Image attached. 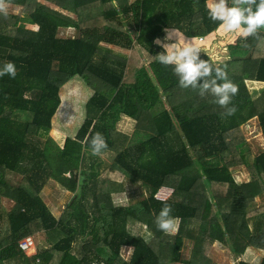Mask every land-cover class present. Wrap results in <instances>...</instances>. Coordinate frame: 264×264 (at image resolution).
Returning <instances> with one entry per match:
<instances>
[{
  "label": "trees",
  "instance_id": "obj_1",
  "mask_svg": "<svg viewBox=\"0 0 264 264\" xmlns=\"http://www.w3.org/2000/svg\"><path fill=\"white\" fill-rule=\"evenodd\" d=\"M49 2L60 10L38 0H5L23 8L35 29L20 25L14 15H0V69L8 62L16 68L15 78L0 77V264H209L208 242L219 243L234 256L248 248L264 252V207L249 211L255 198H264V149L251 164L260 183L237 182L232 171L243 164L236 151L243 143L229 139L252 119L264 136V89L252 100L244 84L264 85V39L239 36L226 48L228 59L218 64L238 84L228 106L236 112L226 116L215 97L181 89L172 66L154 59L160 54L155 41L166 29H178L187 40H204L219 28V21L208 18L206 0ZM99 18L105 23L101 28L95 21ZM66 30L73 34L59 36ZM258 31L264 37V29ZM108 45L126 50L139 46L152 60L135 70L133 82L125 83L126 61ZM199 58L217 66L207 54ZM52 76L57 81L77 77L86 85L96 81L101 88L86 102L74 137L60 138L59 145L49 137L61 103ZM146 111L154 131L135 130L131 145L119 151L112 135L116 123L123 116L136 121ZM17 116L26 117L22 121ZM96 133L107 143L103 154L117 151L110 167L91 154ZM102 166L120 181L139 186L141 199L129 206H111L109 198L98 202V195L114 192L110 177L100 175ZM76 170L78 194L63 213L52 210L44 199L51 197L44 191L52 175L72 171L69 187ZM7 174L21 176V181L10 185ZM162 187L171 189L165 200L156 198ZM4 202L11 206L4 207ZM165 205L179 218L172 235L155 223ZM100 217L110 218L111 231L99 241L88 240ZM135 224L145 227L148 237L131 233L129 226ZM102 227L96 228L95 237ZM27 236L35 244L32 256L18 248ZM36 236L44 241L40 249ZM187 240L193 242L192 256L180 260ZM123 247L131 249L128 260L121 257ZM259 264H264V255Z\"/></svg>",
  "mask_w": 264,
  "mask_h": 264
},
{
  "label": "rangeland",
  "instance_id": "obj_2",
  "mask_svg": "<svg viewBox=\"0 0 264 264\" xmlns=\"http://www.w3.org/2000/svg\"><path fill=\"white\" fill-rule=\"evenodd\" d=\"M129 2H132L134 0H128ZM39 3L45 5L46 7H49L50 9L59 11L60 9L56 6L55 3L49 2V0H38ZM6 5V11L7 15H14L18 19V23L26 28L29 29H35L34 26H31L28 22L26 13L23 8L18 6H12L9 4ZM229 6V5H228ZM66 15H70L67 12H64ZM4 14L0 12V15ZM95 20V19H94ZM96 21V25L101 28L105 23L99 18ZM72 30H66L61 31L59 33V36H69L72 35ZM166 35V32L164 31V36L159 39L161 41L164 40V37ZM241 36L239 33L234 34H226L222 29L218 28L214 33H212L210 36L205 38L204 40H192V42L196 45H198L201 49L200 53L207 54L211 57L213 62L218 66V64H221L225 62L228 59L227 54V46L230 44L235 43L236 39ZM186 42L190 41L185 38ZM157 41V40H156ZM157 50L159 53L163 51V49L156 43ZM170 42H176L175 38ZM108 49L112 51L114 55H116L118 58L125 59L126 61V71L123 78V81L125 83H131L134 80V72L135 70L147 66L148 63L152 60L150 56L142 48L139 46H134L132 49L126 50L121 49L115 46L108 45ZM57 78L55 76L50 77V80L58 85L59 87V96L61 103L56 110V113L52 119V129L49 134V137L51 140L54 141L55 145L60 144V138L62 137H70L73 138L76 134L77 130L79 129L80 125L82 124L84 117H85V106L86 102L89 100V98L93 95L94 92L99 91L100 83L96 81L90 82L91 84L86 85L82 80H80L77 77L74 78H63V81H57ZM240 84V82H239ZM245 86L249 90L252 100H257L262 95V90L264 89V85L257 83V82H250V81H244ZM238 85V84H237ZM158 110V109H157ZM151 112L146 111L142 112L138 119L136 121H132L130 119H127L126 117H122L117 123H116V129L112 133L115 141V145L118 148V150H124L129 145V139L131 142V137L135 130L142 131V132H151L154 131L153 127L148 124V122L151 120ZM24 117L26 116H17L18 120H25ZM235 142H241L242 145L236 148L238 157L242 159L243 164H241V167L238 169H233L232 175L234 179L237 182L246 183L251 180L259 181V177L257 176L254 168L251 166L252 160L255 155L258 154V150L264 149V136L262 135L261 131L258 128V124L255 119L250 120L246 124L241 125L238 129L232 131V139ZM124 141V144L121 142ZM135 141V140H134ZM115 147V148H116ZM117 151H109V153H104L100 157V159L106 163L107 167H110V165L113 163V159L116 156ZM102 170L100 173L101 176H109V183L112 184V190L114 192L112 193V196H103L98 195L99 201L102 203H107V198H109V205L115 206V205H121V206H129L134 205L137 203L138 200L141 199V193L142 190L139 186H133L129 185L128 182L120 181V178L117 176L116 173L110 172L109 169L105 168V166H102L99 168ZM72 171H69L67 173H54L52 175V180L48 183L46 186V189L44 191V195H51L44 197L45 200L48 201V204H50V208L52 210H55L57 212L63 213L64 210H66L67 204L78 194L77 190V184H78V178L79 170L75 171L77 176L75 177V180L71 183L69 187H67V184H69L70 173ZM74 179V178H73ZM5 180L10 185H16L21 181V176H15L11 174H7L5 177ZM65 182V183H64ZM122 183V184H120ZM66 184V185H65ZM74 185V186H73ZM261 189L264 190V186L261 185ZM73 188V189H72ZM171 189L168 187H162L156 195L161 198H167L170 196ZM53 196V198H52ZM55 197V198H54ZM11 206V203H5L3 204L4 207ZM264 207V198H255L253 200V203L249 205V211H254L257 208ZM99 224H103V227L101 228V232L98 236L95 237L96 234V228L99 226ZM0 228H2V225L0 224ZM94 231L92 233V236H89L88 240L94 239L96 240L99 238H102L106 234H109L111 231V220L109 217H100L94 225ZM129 230L131 233H137L140 235H145L148 237L147 230L145 227L139 226L135 224V226L130 225ZM176 232V231H175ZM175 232L169 233L174 234ZM35 239L39 240V245L37 246V249L42 248V244H44V241L40 238V236H36ZM97 241V242H98ZM206 244V243H205ZM204 244V245H205ZM205 249V248H204ZM192 250H193V242L191 240H187L183 246L180 260H190L192 256ZM31 253V252H30ZM74 253H78V246L74 248ZM121 257L124 260H128L131 254V249L123 247L121 249ZM205 257L206 260L209 261V264H239L240 262H247L250 264H259L261 262V259L264 255V252L258 249L254 248H248L246 252L243 255L234 256L231 254L228 249L220 245L219 243L212 242L207 243L206 251H205ZM168 264H182L181 262L178 263H168Z\"/></svg>",
  "mask_w": 264,
  "mask_h": 264
},
{
  "label": "clouds",
  "instance_id": "obj_3",
  "mask_svg": "<svg viewBox=\"0 0 264 264\" xmlns=\"http://www.w3.org/2000/svg\"><path fill=\"white\" fill-rule=\"evenodd\" d=\"M232 6H228V0H206L208 18L212 22L219 21V28L226 34L239 33L244 38L249 36L255 39H264L259 35L260 29H264V0H231ZM255 6V10H253ZM0 12L7 15L5 0H0ZM164 40L156 43L163 49L154 59L161 65L172 66L177 77L178 86L181 89L191 88L203 98L211 94L214 103L226 108L222 115L235 114V107H228L232 98L238 93V86L234 84L220 66H213L208 61L201 60V49L192 40L186 42L185 37L178 29H166ZM175 38L176 42H170ZM16 76V68L12 62L6 63L0 69V77ZM91 154L101 156L107 149V143L102 134L96 133L90 141ZM172 208L165 205L156 217L157 228L164 233L177 231L178 217L171 216ZM36 253L35 251L31 255Z\"/></svg>",
  "mask_w": 264,
  "mask_h": 264
},
{
  "label": "built area",
  "instance_id": "obj_4",
  "mask_svg": "<svg viewBox=\"0 0 264 264\" xmlns=\"http://www.w3.org/2000/svg\"><path fill=\"white\" fill-rule=\"evenodd\" d=\"M157 199L165 200L166 198H161L156 195ZM18 248L26 255H31L35 251V244L30 236L24 237L18 242ZM32 252V253H30Z\"/></svg>",
  "mask_w": 264,
  "mask_h": 264
},
{
  "label": "bare ground",
  "instance_id": "obj_5",
  "mask_svg": "<svg viewBox=\"0 0 264 264\" xmlns=\"http://www.w3.org/2000/svg\"><path fill=\"white\" fill-rule=\"evenodd\" d=\"M32 253V252H31Z\"/></svg>",
  "mask_w": 264,
  "mask_h": 264
},
{
  "label": "crops",
  "instance_id": "obj_6",
  "mask_svg": "<svg viewBox=\"0 0 264 264\" xmlns=\"http://www.w3.org/2000/svg\"><path fill=\"white\" fill-rule=\"evenodd\" d=\"M77 171V170H76Z\"/></svg>",
  "mask_w": 264,
  "mask_h": 264
}]
</instances>
